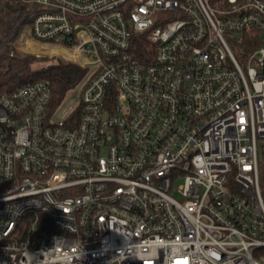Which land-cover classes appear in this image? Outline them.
Listing matches in <instances>:
<instances>
[{
    "label": "built area",
    "instance_id": "1",
    "mask_svg": "<svg viewBox=\"0 0 264 264\" xmlns=\"http://www.w3.org/2000/svg\"><path fill=\"white\" fill-rule=\"evenodd\" d=\"M31 1L85 75L0 92V264H264V1Z\"/></svg>",
    "mask_w": 264,
    "mask_h": 264
},
{
    "label": "trees",
    "instance_id": "2",
    "mask_svg": "<svg viewBox=\"0 0 264 264\" xmlns=\"http://www.w3.org/2000/svg\"><path fill=\"white\" fill-rule=\"evenodd\" d=\"M217 1L212 0L213 3ZM31 2V0H0V32L1 22L4 18L9 13H18L21 6L25 7L24 11L20 13L21 28L27 25L32 15L37 11V6L34 3L30 5ZM261 35L256 30L241 32L238 39L232 42L235 56L238 59H242L249 51L264 45ZM9 50L10 48H5L0 53V92H7L23 83L45 78L50 82V103L56 105L63 99L66 92L76 86L85 75L84 68L73 63H65L58 58L51 63L41 65L39 63H41L40 61H45L44 57L38 58L32 54L22 56ZM24 50L41 53H62L57 47L39 45L33 49ZM135 55L138 58H142L144 54L138 48Z\"/></svg>",
    "mask_w": 264,
    "mask_h": 264
},
{
    "label": "rangeland",
    "instance_id": "3",
    "mask_svg": "<svg viewBox=\"0 0 264 264\" xmlns=\"http://www.w3.org/2000/svg\"><path fill=\"white\" fill-rule=\"evenodd\" d=\"M31 4L32 2L30 3V5ZM20 18H21L20 13L18 14L16 12H12L9 13L6 16V18H4V20L1 22L0 53L5 48H10L9 51H11L12 53L14 52L22 56L27 54H32L38 58L44 57L45 61H40L41 63H39L41 65L45 63H51L56 58L59 59L58 53H46V52L41 53V52L24 50V49H33L35 46H38L39 44H36L31 39H29V37L27 36V29H21ZM239 35L240 33H230V34L227 33L225 35L232 50H233L232 42L238 39ZM261 37L262 40H264V33H262Z\"/></svg>",
    "mask_w": 264,
    "mask_h": 264
},
{
    "label": "bare ground",
    "instance_id": "4",
    "mask_svg": "<svg viewBox=\"0 0 264 264\" xmlns=\"http://www.w3.org/2000/svg\"><path fill=\"white\" fill-rule=\"evenodd\" d=\"M62 51V50H61ZM63 54H65L63 51H62Z\"/></svg>",
    "mask_w": 264,
    "mask_h": 264
}]
</instances>
